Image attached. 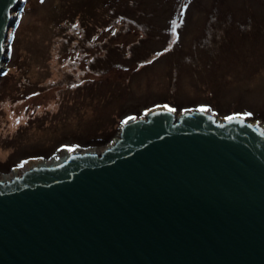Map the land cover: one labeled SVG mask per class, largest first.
<instances>
[{"label": "water", "instance_id": "obj_1", "mask_svg": "<svg viewBox=\"0 0 264 264\" xmlns=\"http://www.w3.org/2000/svg\"><path fill=\"white\" fill-rule=\"evenodd\" d=\"M17 1L0 0V74ZM208 109L158 106L0 178V264H264V125Z\"/></svg>", "mask_w": 264, "mask_h": 264}, {"label": "rangeland", "instance_id": "obj_2", "mask_svg": "<svg viewBox=\"0 0 264 264\" xmlns=\"http://www.w3.org/2000/svg\"><path fill=\"white\" fill-rule=\"evenodd\" d=\"M13 15L4 66H22L40 91L0 102V163L16 162L0 164L7 179L68 147L97 151L122 120L158 106H205L220 119L252 113L264 125V0H23ZM136 62L154 63L138 70ZM33 102L37 110L25 113Z\"/></svg>", "mask_w": 264, "mask_h": 264}, {"label": "trees", "instance_id": "obj_3", "mask_svg": "<svg viewBox=\"0 0 264 264\" xmlns=\"http://www.w3.org/2000/svg\"><path fill=\"white\" fill-rule=\"evenodd\" d=\"M15 26L12 27L11 32L14 31ZM116 29L118 31V28H115L113 30V33L115 32ZM11 32H9V35L11 34ZM114 34H116V33H114ZM260 47H261L260 49L262 50L263 49V43L260 45ZM22 63H24V62H20V65H22ZM103 63H99V65H102ZM153 63L154 62H136L137 67H138V70H141V69L144 68V66H146L148 64H153ZM177 64L178 63L176 62V65ZM5 65H7V67L0 74V85L4 86V90L2 91V95H4L5 98H1V94H0V98H1L0 99V102L2 100H4L3 101V104L6 103L5 104L6 107L9 106V103L7 102V100L9 101L10 98H13L15 100L14 102H19L20 101L21 102L20 104H22V103H25L29 98H31L33 96V94H36L38 91H40L39 90V86H38V82L35 81V83H32L33 80H31L29 78V76H27V74H25L23 72V69L21 68L22 66H19L17 63L13 65V64H11V62H6ZM104 65H105V63H104ZM176 65H175V67H176ZM106 66L107 65H105L104 67H106ZM95 81L96 80H93L92 82H95ZM85 82H89V81L85 80ZM85 82L82 83V85H85ZM31 86H32L33 89L31 88ZM70 88L73 89L75 87H70ZM56 91L58 92V90H56ZM74 93H76V92L74 91ZM7 96L9 97V99L5 100ZM67 98H68V100L70 99V97H67ZM71 99H74V98H71ZM164 100H165L164 102H168L170 104H173L174 107L176 106L174 104V102H172V100H170L168 98H164ZM11 101H13V100H11ZM29 105H32V106L30 107ZM29 105H27L28 107L24 108L25 113H27L30 108H33V109H36L37 110V108H35L37 104H35L34 102L31 103V104H29ZM210 105H209L210 107L216 108L213 104L210 103ZM9 114H10V112H9ZM231 114H233V113H231ZM34 118L35 117L28 118L27 120L19 123L18 127L15 130L16 132L14 134L17 139L19 138V136H21V134L24 133V131L22 130V127L23 126L27 127V126L30 125V123H34L35 122V119ZM111 135L112 134H108L107 133L105 137L107 139H109L111 137ZM10 139L11 140H9V144L12 143V139H14V137L13 138L10 137ZM39 153L40 154L36 155L35 157H39V156L40 157H49L48 155L55 156V152L54 153H50V152L47 153V152H44V151H40ZM27 157H29V156H25V157H22V158H27ZM22 160L23 161L21 163H23L26 159L25 160L22 159ZM6 161H8V164H6V166H4V164H2V162H1L0 163L1 164V167H7V168H9V167H12L13 165H16L15 164L16 163L15 160H13L11 158L9 160H6Z\"/></svg>", "mask_w": 264, "mask_h": 264}, {"label": "snow or ice", "instance_id": "obj_4", "mask_svg": "<svg viewBox=\"0 0 264 264\" xmlns=\"http://www.w3.org/2000/svg\"><path fill=\"white\" fill-rule=\"evenodd\" d=\"M164 107L167 108V110H168L169 112H174V111H175V109H173V108H171V107H169V106H166V105H165ZM198 111H200L201 113H204V112H208L209 109H208L207 107H205V106H201V107L198 109ZM145 114L147 115V113H145ZM251 115H252V113H240V114H234V115L228 116V117H226V119L229 120V121H233V120L241 119L242 117H243V118H247L248 116H251ZM134 119H135V117H129V120H134ZM124 123L127 124L128 121L125 120ZM75 147H78V146L68 147L67 150H68L69 152L75 151ZM21 166H22V165H21Z\"/></svg>", "mask_w": 264, "mask_h": 264}, {"label": "bare ground", "instance_id": "obj_5", "mask_svg": "<svg viewBox=\"0 0 264 264\" xmlns=\"http://www.w3.org/2000/svg\"><path fill=\"white\" fill-rule=\"evenodd\" d=\"M18 2V5H19V3H22L23 2V0H19V1H17ZM13 24H14V26L17 24V20H16V17L14 16V22H13ZM10 29V28H9ZM12 29V28H11ZM9 33V32H8ZM219 118V117H218ZM220 119V118H219ZM222 120V119H221ZM94 151V150H93ZM68 153V152H67ZM65 156V154L63 155V157ZM62 157H60V158H54L50 163H52V162H58L60 159H61ZM40 164H46L44 161H42V162H39V163H37V164H35V165H40Z\"/></svg>", "mask_w": 264, "mask_h": 264}, {"label": "built area", "instance_id": "obj_6", "mask_svg": "<svg viewBox=\"0 0 264 264\" xmlns=\"http://www.w3.org/2000/svg\"><path fill=\"white\" fill-rule=\"evenodd\" d=\"M0 178L7 179L8 177L6 178V177L4 176V174H2L1 171H0Z\"/></svg>", "mask_w": 264, "mask_h": 264}]
</instances>
